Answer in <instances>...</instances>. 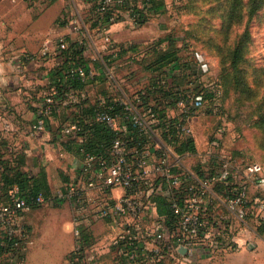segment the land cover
<instances>
[{
    "label": "crops",
    "instance_id": "crops-1",
    "mask_svg": "<svg viewBox=\"0 0 264 264\" xmlns=\"http://www.w3.org/2000/svg\"><path fill=\"white\" fill-rule=\"evenodd\" d=\"M82 6L87 9H82ZM64 10L79 15L87 24L90 15L87 0H0V151L3 152L4 158L9 159L11 164L14 162V165L18 164L15 158L19 157L23 170L30 175L37 176L44 170L55 194L52 199L31 206L23 213V231L18 239L24 246V258L21 260L18 254L16 256L11 252H4L0 255V264H70L69 256L77 244L74 235L76 215L82 220V231L92 242L88 253L89 256L92 254L94 259L89 260L88 264H127L121 259L114 242H110L115 230L106 220L95 218L94 215L103 198L117 199L125 193L124 189L114 188L102 194L100 185L95 188L88 187L89 178L82 173L85 160L75 151L74 146L69 150V146H65L61 141V126L73 120L75 107L71 105L72 102L80 104L81 99L85 97L93 102L100 101L106 98L105 96L122 100L131 98L127 96L124 88L128 87V80L115 77L117 71L125 68L124 64L109 65L101 58L99 61L104 68L92 66V81L85 89L80 93L67 95L66 99L62 96L57 98L60 103L56 115L47 116L46 129L41 132L32 130L38 116L35 110H41L45 96L56 92L54 87L49 90L48 85L53 83L51 71L62 61L57 51V43L61 37H76V34H70L68 27L58 21ZM160 17L152 18L139 28L119 22L110 26L109 33L115 42L128 45L132 36L146 33L145 31L150 30L154 24L159 23L162 26ZM94 37L91 35L89 39L96 45L92 39ZM98 38L103 40L105 45L108 44L102 37ZM44 49H47L48 55L41 58ZM30 56L37 59H30ZM19 57H24L22 64L19 63ZM92 59L98 61V58ZM99 71H106L108 78H95ZM118 122L119 133L127 137L125 123L121 119H118ZM200 162L205 166L209 164V159L204 156ZM69 184L86 192L87 202L82 210L77 209L72 200L57 195L59 191L64 193L62 188ZM249 187L251 196H255L256 187ZM164 194L168 196L167 192ZM159 195L161 191L154 199ZM4 197L0 183V200ZM210 205L217 216L224 218L226 224L232 226L241 241L234 242V248L228 250L216 247L214 252L208 246L198 247L194 257L185 261L182 256H169L159 243L151 241L147 242L149 252L159 257L161 264H205L209 263L211 258L219 261L230 253L237 256V259L240 258L243 264H264V242H257L250 232L248 233L253 229V235L257 236L256 239L259 237L260 234L254 230L256 225L258 226L256 220L252 219L248 228L241 227L220 205H213V202ZM133 264L149 263L144 261Z\"/></svg>",
    "mask_w": 264,
    "mask_h": 264
},
{
    "label": "built area",
    "instance_id": "built-area-1",
    "mask_svg": "<svg viewBox=\"0 0 264 264\" xmlns=\"http://www.w3.org/2000/svg\"><path fill=\"white\" fill-rule=\"evenodd\" d=\"M123 1L99 0L98 10H105L113 3ZM87 4L91 9L94 0H87ZM66 18V26L70 34L78 35L83 28L87 27V24L75 13L67 11ZM129 22L133 25L132 21ZM105 40L108 41L109 38L106 37ZM59 41L60 47L64 48V38H60ZM47 53V49H44L40 57L42 58ZM29 58L37 59L33 56ZM18 60L22 64L24 57H19ZM76 72L83 78L87 77L86 71L81 67ZM92 75L93 72L90 71L88 77H92ZM55 94L56 92H53L52 95L47 96L45 102L54 103ZM199 99V97L193 96L189 100L183 99L177 104L181 108V111L177 113L181 120L177 126V135L182 134L195 140L196 133L192 123L193 119L197 117V112L201 109ZM123 103L126 105L127 112L124 119L130 118L134 126L137 127L138 133L148 137L150 142L143 146L140 152L136 147H130L128 140L119 133L118 119L120 118L111 116L105 110V98L101 99L96 119L104 122L119 134L110 148L111 160L109 162L101 161V167L93 169L87 185L90 188L100 185L99 190L102 194L114 188L124 189L125 193L117 199L103 198L94 215L95 218L106 220L116 231L113 244L119 255L123 256L128 264L144 261L149 264L159 262V257L150 256L147 242L151 241L159 243L167 253H178L185 261L194 257L198 247L208 246L214 252L219 247L228 250L234 248L233 243L240 242V240L232 226L226 224L224 218L213 212L210 207L211 202L213 205H220L224 208L232 220H235L240 226L250 227L252 219L256 220L258 225L264 226V166L258 162H250L242 166L233 157L227 158L222 155L219 156L221 159L219 171L207 174L202 179L194 176L197 186L191 185L188 188V194L183 195L181 190H177L176 194L172 191L166 196V202L177 219L176 225L169 224L166 217L158 214L157 201L154 196L163 189L165 184L169 188L179 189L182 177L172 170L174 167L182 165L183 160L179 154L173 151L172 144L161 137L158 130L159 119L150 110L141 111L142 108L139 107L141 100L138 96L123 100ZM48 108L39 111L40 117L35 120L32 126L34 132L45 130V119L50 113ZM75 129H77L76 125H70L66 126L63 132L70 133ZM223 133V129L218 130L217 139L212 142V145L219 146ZM154 153L156 156L153 155ZM205 157L209 159L208 156ZM210 161L209 159V163ZM94 164V157L88 156L85 165L92 168ZM217 183L225 185L221 194L213 190ZM251 185L256 187L257 194L255 196H251L249 187ZM85 193L73 185L66 193L59 191L57 195L72 200L77 209L82 210L87 202ZM18 194L19 188L16 186L10 190V201L0 202L1 235L19 237L23 231V213L32 205L25 198L19 197ZM44 201V196L39 194L32 203L41 204ZM160 217L163 219L159 220ZM231 218L229 219L231 220ZM74 222V235L77 244L69 256V262L70 264H88V261L93 260L94 257L92 254L89 256L88 249L82 250V220L79 215L75 216ZM121 242L127 243L120 248ZM134 242L142 244V253L138 246L128 249V246H132ZM180 246L187 248L186 254L183 255L179 252Z\"/></svg>",
    "mask_w": 264,
    "mask_h": 264
},
{
    "label": "trees",
    "instance_id": "trees-1",
    "mask_svg": "<svg viewBox=\"0 0 264 264\" xmlns=\"http://www.w3.org/2000/svg\"><path fill=\"white\" fill-rule=\"evenodd\" d=\"M98 1L99 0H94V4L90 9V15L87 18V27L83 28L81 33L74 38L69 35L61 37L64 38V48L60 47V41L57 43V51H59V57L62 58V61L51 71V80L53 79V83H49L48 85L49 90L53 87L56 89V94L54 95L55 102L48 104L44 100L47 96L53 94V92L50 91L51 93L49 95L45 96L44 99L42 98L43 103L41 104V110L47 109L49 106V115H56L60 103L58 102V99L61 96L66 99L68 97L67 95L74 93L77 94V92L80 93V91L85 89V87L92 81V77H88L89 72L92 71V66L100 69L104 68L99 60L96 61L86 56V41L90 35L102 37L104 40L106 37L109 38L107 42L108 44L112 43L110 48L112 52L110 51V54L107 57L111 61L119 60V62H121L125 54L129 51L138 50L139 45H133L132 43L130 45H124L115 42L109 33L110 26L119 22H127L129 20L133 22L135 28H139L149 22L152 18L161 16L167 12V4L165 0H124L121 3L115 2L102 11L98 10ZM66 12L67 10H64L58 18L59 23L63 26H66L67 24ZM164 42H167L168 47L167 45L163 46ZM174 43L175 39H172V37L168 35L144 48L143 60L146 57L147 49L149 55H151V53L155 55L153 60L142 65L143 71L149 75V82L146 87L137 90L132 95V98L138 96L141 100V104L139 105L140 109L150 110L151 113L159 119L160 123L158 130L160 131L161 137L165 141H168V143L172 144V149L176 154L183 156L195 153L197 147L193 138L185 137L182 134L177 135V126L181 123V120L179 119L180 116L175 113L173 109L181 100H189V98L193 96L200 98L199 101L202 108L205 105L206 98H213L214 94L213 92H203L197 87L198 90L191 95V92L189 91L190 88H187L191 83H187L184 80V77L187 75L185 69L189 66L187 64L179 63L181 60L180 54L178 49L174 46ZM47 55L48 53L43 55V57H46ZM241 57V45L238 44L232 53L231 63L233 68L237 67ZM111 64L113 65L114 63L112 62ZM80 67L86 71L87 77L83 78L79 76L78 72H76ZM171 72H173L172 81H166V76L170 75ZM161 76L166 78L163 79ZM95 78L106 80L108 76L106 71H99V74L95 76ZM105 97V110L111 116H117L121 120L123 119V122L126 125L128 135L127 137L123 136V138L128 140V145L130 147L134 146L139 152L142 151V147L149 143L150 140L148 137L138 133L137 127L134 126L130 118L124 119L127 112L123 100L120 98ZM71 105L75 107L72 117L73 120H70L69 123L61 126V141L65 146H69V150H72L71 148L74 146L75 151L85 161L88 156L94 157V166L90 168L84 164L82 169L83 175L86 178H89L93 169L101 167V161L106 160L109 162L111 160L110 148L119 133L104 122L96 119L99 100L93 102L85 97L81 99L80 104L72 102ZM39 111V109L35 110L36 114H38L37 118L40 117ZM69 118L70 117H68V120ZM45 120L46 129L48 125L47 117ZM70 125H76L77 129L70 133H64L63 129ZM80 140L82 141L80 142ZM153 155L156 156L155 153ZM15 161H17L18 164L14 165V162L11 164V161L5 159L3 152L0 151V183L1 190L5 196L0 202H9L10 190L16 186L19 188L18 196L25 198L32 206L37 205L32 203V201L39 194H42L45 200H50L54 197L55 194L52 192V188L47 179V174L44 170H42L37 176L30 175L23 170L19 157L15 158ZM219 166L220 162H215L212 159L210 163L205 166L199 164L195 170L188 168L183 163L182 165L174 167L172 171L179 173L182 177L181 185L179 189L169 188L167 184L163 186L161 195L155 199L157 201L158 214L166 217V221L169 224L176 225V216L172 210H170L169 205L166 202V195H163V193L167 192V194H169L173 191L174 194H176L177 190H181L183 195L188 194V188L191 185L195 184L197 186V180L194 176L199 179L205 178L207 174L218 172ZM70 187L71 184L67 187H63L62 190L66 193ZM224 187L225 185L223 183H217L213 190L221 194ZM87 237V234L82 231L81 227L82 250L91 247L92 242H90ZM126 243L127 242H121L120 248ZM134 246H138L142 253V244L140 242H134L132 246H128V249L130 250ZM23 247L24 246L21 244L18 237L7 236L5 234L0 236V255L4 252H11L16 256L18 254V258L22 260L24 258V252H22ZM149 253L151 257L154 256L153 252ZM168 255L180 257L179 254L175 252L173 254L168 253ZM120 257L124 262L126 261L123 256ZM141 258L143 257L141 256ZM155 264H161V262H155Z\"/></svg>",
    "mask_w": 264,
    "mask_h": 264
},
{
    "label": "rangeland",
    "instance_id": "rangeland-1",
    "mask_svg": "<svg viewBox=\"0 0 264 264\" xmlns=\"http://www.w3.org/2000/svg\"><path fill=\"white\" fill-rule=\"evenodd\" d=\"M165 1L167 12L160 17L162 26L154 24L146 33L132 36L131 43L138 44L139 48L125 54L121 62L107 57L112 43L105 45L94 36L96 45L87 38L86 56L102 58L109 64L113 62L114 66L123 63L125 68L117 71L115 77L128 80V87L124 88L127 96L132 97L149 82L142 65L153 60L155 55H149L147 49L143 60L144 48L170 35L180 54L179 63L189 66L185 69L184 80L191 83L187 87L191 95L199 88L214 94L213 98H206L205 105L193 119L197 151L181 156L183 163L195 170L202 156L220 162L222 155L233 157L242 166L250 162L264 166V0ZM82 9L87 8L82 6ZM126 23L133 26L129 21ZM238 44L242 57L233 68L232 53ZM166 45L164 42L163 46ZM172 73H168L167 78L161 77L172 81ZM173 110L178 113L181 108L175 106ZM219 129L224 133L219 146H214L212 142L217 139ZM260 226L256 225L257 230L254 228L260 234L257 239L253 229L248 233L257 242H264V227ZM241 261L230 253L219 261L211 258L205 264H243Z\"/></svg>",
    "mask_w": 264,
    "mask_h": 264
},
{
    "label": "water",
    "instance_id": "water-1",
    "mask_svg": "<svg viewBox=\"0 0 264 264\" xmlns=\"http://www.w3.org/2000/svg\"><path fill=\"white\" fill-rule=\"evenodd\" d=\"M178 250H179V252H180L181 254H183V255L186 254V252H187V248L184 247V246H180Z\"/></svg>",
    "mask_w": 264,
    "mask_h": 264
}]
</instances>
